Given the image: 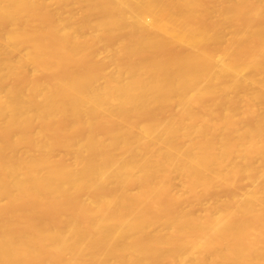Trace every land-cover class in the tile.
Wrapping results in <instances>:
<instances>
[{"label":"bare ground","instance_id":"1","mask_svg":"<svg viewBox=\"0 0 264 264\" xmlns=\"http://www.w3.org/2000/svg\"><path fill=\"white\" fill-rule=\"evenodd\" d=\"M0 264H264V0H0Z\"/></svg>","mask_w":264,"mask_h":264}]
</instances>
